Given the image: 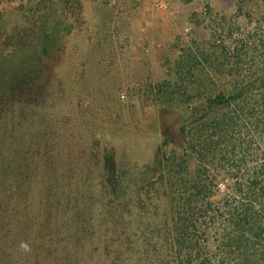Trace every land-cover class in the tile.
<instances>
[{"label":"trees","instance_id":"trees-1","mask_svg":"<svg viewBox=\"0 0 264 264\" xmlns=\"http://www.w3.org/2000/svg\"><path fill=\"white\" fill-rule=\"evenodd\" d=\"M42 17L35 32L15 22L19 47L0 48V264L85 263L78 240L66 252L53 244L63 231L57 213L70 208L60 205L66 194L53 178V99L42 82L64 43L51 15ZM215 40L177 62L179 73L196 63L202 80L177 94L169 81L151 89L158 103L165 98L160 105L182 108L181 154L164 140L135 179L119 172L113 152L103 157L107 203L128 205L152 191L166 203V248L150 264H264V52L248 37L231 39L228 50Z\"/></svg>","mask_w":264,"mask_h":264},{"label":"rangeland","instance_id":"rangeland-1","mask_svg":"<svg viewBox=\"0 0 264 264\" xmlns=\"http://www.w3.org/2000/svg\"><path fill=\"white\" fill-rule=\"evenodd\" d=\"M39 2L0 0V24H8L0 48H18L14 23L35 32L41 14L51 15L64 43L51 61L53 75L42 82L53 99V178L66 194L60 205L70 208L57 213L63 231L53 244L66 252L78 240L84 264H150L166 248V203L153 191L128 205L107 203L103 157L113 152L130 179L152 163L164 140V149L181 154L182 108L160 105L151 89L169 81L177 94L202 80L196 63L193 72L179 73L177 62L213 37L227 50L231 39L248 37L264 52V0H52L46 8Z\"/></svg>","mask_w":264,"mask_h":264},{"label":"clouds","instance_id":"clouds-1","mask_svg":"<svg viewBox=\"0 0 264 264\" xmlns=\"http://www.w3.org/2000/svg\"><path fill=\"white\" fill-rule=\"evenodd\" d=\"M21 247L27 249V245L26 244H22Z\"/></svg>","mask_w":264,"mask_h":264}]
</instances>
